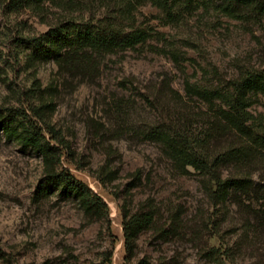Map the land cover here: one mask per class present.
<instances>
[{
    "label": "rangeland",
    "instance_id": "374dc122",
    "mask_svg": "<svg viewBox=\"0 0 264 264\" xmlns=\"http://www.w3.org/2000/svg\"><path fill=\"white\" fill-rule=\"evenodd\" d=\"M66 21L147 38L60 63L31 53L29 39ZM247 74V132L222 97L185 91L189 81L227 92ZM6 115L16 132L0 129V264H264V0H0ZM22 122L55 146L53 161L16 136ZM179 135L251 192L218 197L179 159ZM49 167L100 202L48 182ZM132 215L149 219L128 247Z\"/></svg>",
    "mask_w": 264,
    "mask_h": 264
},
{
    "label": "trees",
    "instance_id": "16d2710c",
    "mask_svg": "<svg viewBox=\"0 0 264 264\" xmlns=\"http://www.w3.org/2000/svg\"><path fill=\"white\" fill-rule=\"evenodd\" d=\"M15 1V0H12ZM17 1V0H16ZM240 1V0H239ZM251 1V0H241ZM102 28H95L87 26L85 23H74L70 21L62 22L57 26L49 28L46 32L39 36L32 37L28 41V47L31 49V53L35 56L49 55L56 52L59 53L58 62L66 61L67 57L72 54L80 55L81 60L85 56H90L93 49H109L115 46L134 47L138 43H142L147 38V34L142 29H135L120 36L119 31H110ZM64 46V51L61 52V48ZM90 49V51L88 50ZM76 61V59H75ZM76 65V62H75ZM254 75H246L239 80H234L232 83V89L227 92L219 91L217 88H207L185 82V91L187 94H195L200 98L206 100H213L214 94L225 99L224 106L227 114H234L232 125L236 126L239 131H248V116L249 112L246 109L248 102H246L245 91L253 79ZM229 112V113H228ZM11 117L3 116L0 119V129L6 133H15V127L12 126ZM23 131L17 133L23 144L34 147L39 151L47 162H51L55 159V146L47 140L46 135L36 127L29 123L22 122ZM52 133L56 132L53 127ZM256 141V138H254ZM252 140L253 142H255ZM179 143L182 144L177 153L180 155L179 159L184 165L191 166L195 170L207 173L210 180L216 186V195L220 198L226 197L230 192H236L242 190L243 192H251V186L246 183L245 178L237 177H223L220 174L219 162L216 158L210 156V152L206 147L202 146L200 141L193 139L186 135H179ZM200 143V144H199ZM46 179L48 182H53L61 185L65 190L73 193L80 198L81 202L90 206H96L100 202V197L93 193L88 186L75 177L72 173L67 171H57L49 167L46 170ZM249 180V179H248ZM148 217L131 216L126 218L123 222L125 241L130 245L132 234L134 229L139 224L148 221Z\"/></svg>",
    "mask_w": 264,
    "mask_h": 264
}]
</instances>
